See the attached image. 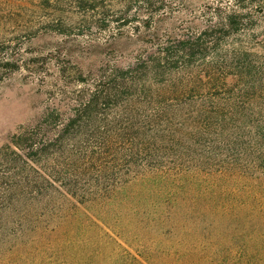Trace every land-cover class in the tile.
<instances>
[{
    "label": "rangeland",
    "instance_id": "374dc122",
    "mask_svg": "<svg viewBox=\"0 0 264 264\" xmlns=\"http://www.w3.org/2000/svg\"><path fill=\"white\" fill-rule=\"evenodd\" d=\"M96 90L103 99L82 129L157 133L182 153L167 162L228 205L230 176L259 184L264 201V141L250 137L264 122V0H0V149L63 134ZM47 210L45 232L8 240L0 264H70L99 251L91 261L104 264L122 254L106 235L134 256L153 249L126 220L58 229L64 215Z\"/></svg>",
    "mask_w": 264,
    "mask_h": 264
},
{
    "label": "trees",
    "instance_id": "16d2710c",
    "mask_svg": "<svg viewBox=\"0 0 264 264\" xmlns=\"http://www.w3.org/2000/svg\"><path fill=\"white\" fill-rule=\"evenodd\" d=\"M86 94L63 134L50 141L26 135L0 149V247L30 232L44 233L40 220L48 209V214L64 215L58 229L71 223L99 231V223L106 227L104 217L126 220L124 227L152 238L153 249L144 257L130 254L105 234L122 254L102 260L104 264H264L259 184L230 176L228 205L223 193L207 191L199 176L186 177L176 161L173 166L167 162L169 154L175 159L182 155L169 139L140 128L132 134L127 129H82L88 122L85 113L103 99V91ZM252 131L250 137L264 141L263 121ZM70 244L62 250L74 248ZM73 245L82 252L79 244ZM102 254L95 252L98 258ZM88 255L70 264H101Z\"/></svg>",
    "mask_w": 264,
    "mask_h": 264
}]
</instances>
